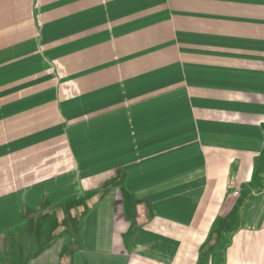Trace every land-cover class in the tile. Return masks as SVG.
Here are the masks:
<instances>
[{
  "label": "crops",
  "instance_id": "1",
  "mask_svg": "<svg viewBox=\"0 0 264 264\" xmlns=\"http://www.w3.org/2000/svg\"><path fill=\"white\" fill-rule=\"evenodd\" d=\"M23 249L264 264V0H0V253Z\"/></svg>",
  "mask_w": 264,
  "mask_h": 264
},
{
  "label": "rangeland",
  "instance_id": "2",
  "mask_svg": "<svg viewBox=\"0 0 264 264\" xmlns=\"http://www.w3.org/2000/svg\"><path fill=\"white\" fill-rule=\"evenodd\" d=\"M66 206L68 207V210L72 213L73 206L71 205L70 206L66 205ZM77 207H80V210L76 214L77 216L84 215L83 212L87 213V209L89 208L88 205L84 203V201H81L80 204H77ZM72 216L70 218H72ZM65 223L67 224L68 221L66 220ZM34 229H33V232L35 231ZM22 239L23 238H19V240H22ZM32 239H33V236H32ZM34 255H35L34 253L25 252L24 249L22 250V252L4 253V254L0 253V264H6V260L10 261L11 264H27Z\"/></svg>",
  "mask_w": 264,
  "mask_h": 264
},
{
  "label": "built area",
  "instance_id": "3",
  "mask_svg": "<svg viewBox=\"0 0 264 264\" xmlns=\"http://www.w3.org/2000/svg\"><path fill=\"white\" fill-rule=\"evenodd\" d=\"M235 194H237V193L235 192Z\"/></svg>",
  "mask_w": 264,
  "mask_h": 264
}]
</instances>
